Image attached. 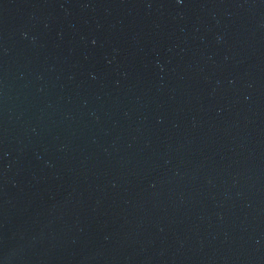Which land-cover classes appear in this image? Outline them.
<instances>
[{
    "label": "water",
    "instance_id": "obj_1",
    "mask_svg": "<svg viewBox=\"0 0 264 264\" xmlns=\"http://www.w3.org/2000/svg\"><path fill=\"white\" fill-rule=\"evenodd\" d=\"M0 264H264V0H0Z\"/></svg>",
    "mask_w": 264,
    "mask_h": 264
}]
</instances>
